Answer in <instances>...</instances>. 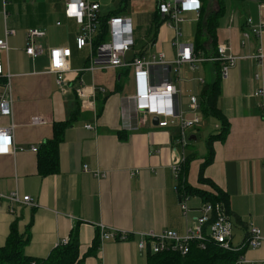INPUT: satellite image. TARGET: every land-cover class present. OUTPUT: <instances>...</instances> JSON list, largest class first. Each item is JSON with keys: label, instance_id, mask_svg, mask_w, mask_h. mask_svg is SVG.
<instances>
[{"label": "crops", "instance_id": "0c3cea01", "mask_svg": "<svg viewBox=\"0 0 264 264\" xmlns=\"http://www.w3.org/2000/svg\"><path fill=\"white\" fill-rule=\"evenodd\" d=\"M67 1L0 0V38L5 31H14L7 36L8 48H0L3 72L11 75L8 83L12 94L11 114L0 115V126L14 124L11 139L17 148L14 153L0 154V193L16 190L21 196L29 195L35 203L14 205L10 210L6 201L0 200V246L5 243L13 221L20 233L29 229L30 240L24 252L36 258L46 257L61 239L77 229L81 257L102 225L129 236L102 242L99 236L96 254L85 256L81 264H146V255L137 247L138 234L164 230L184 234L203 202L198 196H188L189 211L187 217L182 215L177 181L170 171L176 127H159L152 121L156 116L134 108L136 88L131 68L80 70L88 65L90 52L88 46H76L80 29L74 17L65 15ZM92 1L100 4L99 15L121 4V0ZM223 1L216 46L224 43L226 53L237 59L227 76L221 78L217 105L230 125L225 139L213 142V160L204 168V176L229 196L231 244L244 250L235 264H259L264 260V242L255 248L245 243L249 222L264 235V107L259 105L264 100V56L260 60L252 56L259 50L264 53V28L254 35L247 19L254 24L264 23V5L257 0ZM203 4L204 0L201 8ZM216 8L212 0L210 10ZM155 9L156 0H128L124 10L116 15L128 17L134 29V25L145 24L141 22L144 17L151 24ZM183 16L179 40L192 44L195 54L209 57L214 48L196 52L194 47L199 14L186 12ZM31 28L43 32L36 37L43 51L35 55L25 52L26 32ZM244 31L250 34L242 44ZM174 40V29L162 22L154 40L149 39L154 50L143 51L141 56L150 58L163 52L171 60L177 52ZM133 45L127 58L139 56L134 54ZM52 47L70 48L71 70L65 73L62 88L56 84L55 74L49 72L48 50ZM156 67H160L159 72ZM169 67L153 66L152 81L171 79L179 90V109L190 118L194 112L189 107V97L195 96L199 103L202 86L214 80V62L204 60L193 69L183 64L177 73ZM76 69L79 71L75 72ZM6 82L7 78L1 76L0 91ZM259 88L263 90L260 98L253 95ZM80 91L85 93L84 98ZM182 104L187 110H182ZM75 111V120L64 130L58 147V170L38 174V153L30 147L36 146L38 150L52 137V123L70 119ZM198 113L201 115L200 109ZM33 116L44 122L31 124ZM208 119L213 126L210 128L211 122L206 121L205 129H210L207 137L219 127L216 119L201 115V121ZM87 124L92 127L87 128ZM199 124L189 129V140L196 139ZM188 152L195 156L194 148ZM205 155L192 158L186 182L210 189L197 181ZM240 256L247 261L238 262Z\"/></svg>", "mask_w": 264, "mask_h": 264}, {"label": "built area", "instance_id": "2783aa9c", "mask_svg": "<svg viewBox=\"0 0 264 264\" xmlns=\"http://www.w3.org/2000/svg\"><path fill=\"white\" fill-rule=\"evenodd\" d=\"M264 5V0H257ZM202 5V0H156V8L163 19V23L172 27L175 33L173 42L177 47L176 55L173 59L167 60L163 52H157L150 58L144 56H133L127 58V52L133 45V26L128 17L121 15H112L109 17L108 38L106 41L93 44V38L96 33L100 4L92 0H68L65 7V15L74 17L79 25L80 33L76 37L77 48L88 46L90 56L89 63L85 68L80 70H97L106 68H131L135 83V93L133 95L134 108L140 113L156 116L158 118L157 126L167 127L174 125L176 132L173 133L172 146L174 153L171 157L170 171L174 179L179 181L182 166L188 153L186 147L189 143L187 137L190 128L198 125L201 121L199 111V103L195 96L189 97V107L194 112L190 118L184 117L178 106L177 94L178 87L170 80L152 81L151 69L155 65H170L172 70L177 73L179 67L187 64L191 69L195 68L198 63L204 60L220 61V77L223 79L227 76L229 68L235 63L236 56L227 54V47L224 43L216 46V54L209 57H201L195 54L192 44L182 43L180 39L181 29L180 23L184 20L186 12L199 13ZM250 26V31L254 35H258L264 28V23H252L251 19H247ZM14 33L13 30L5 31V36L0 38V48L7 49V36ZM249 32H242L244 44L249 37ZM43 35V32L31 28L26 32V47L25 52L29 55L41 53L43 48L36 41V37ZM256 59H261L264 56L262 51H258L252 55ZM70 48L69 47H52L48 50L49 72L55 74L56 84L62 88L65 83V73L70 71L69 67ZM76 69L75 72H78ZM7 78L0 91V115H10L12 105L11 88L8 83L9 72L4 73L0 62V77ZM104 91L103 88L100 89ZM82 98L85 97L83 91L79 92ZM256 97L263 96L262 88L257 89L254 93ZM82 103H85L83 101ZM264 107V100L259 104ZM264 120V118H263ZM144 118L141 119V122ZM44 120L38 116L31 117V124L43 123ZM14 124L8 126H0V154L14 153L17 148L12 142V130ZM91 128L90 124L86 125ZM23 149V148H19ZM31 151H37L36 146L30 147ZM264 165V163H263ZM136 172V171H134ZM104 175V174H103ZM178 191V189H177ZM189 195L183 193L180 195V208L182 215L187 217L189 208L186 199ZM0 200L6 201L8 209L12 210L14 205H30L34 206L29 195L21 196L18 191L13 190L9 193H0ZM198 209V214L193 217L191 225L187 228L184 234H178L173 230H164L160 233L147 232L138 234L137 247L141 252L150 250L152 253L160 251H181L185 253L186 243L189 240L195 239L199 241L201 248L205 247L203 242L206 238L219 243L222 247L237 251L241 246L234 247L231 244L232 237V222L229 214L226 211L224 204L220 201L215 203H203ZM196 211V210H195ZM209 219L211 223L206 224ZM247 239L246 246L252 248L260 246L264 242V235L261 229L252 222L247 224ZM129 234L124 231L106 229L100 225V240L107 239H127ZM68 240L67 237L61 239L63 243ZM243 246V245H242ZM247 261L243 256H240L238 262ZM250 264H255L251 262ZM259 264H264V260Z\"/></svg>", "mask_w": 264, "mask_h": 264}, {"label": "trees", "instance_id": "16d2710c", "mask_svg": "<svg viewBox=\"0 0 264 264\" xmlns=\"http://www.w3.org/2000/svg\"><path fill=\"white\" fill-rule=\"evenodd\" d=\"M128 0H121V4L117 8L108 11L106 14L99 15L96 33L93 44L96 46L108 38L107 21L110 16L119 14L125 8ZM217 8L210 10L212 0H204L203 7L200 10L196 37L194 41L195 51L205 50L207 47L214 48L211 55L216 54V28L218 20L224 12V1L214 0ZM157 8L155 9L151 24L149 27L148 36L150 40H154L157 29L162 24ZM134 48V45H133ZM139 56L143 54V50H136ZM215 77L210 83L202 86L199 95V109L203 118L212 117L217 120L219 127L216 133L210 134L206 138V155L200 163L197 181L205 184L210 189L204 187L193 186L186 182V175L189 168V163L194 157V153H187L182 166L180 179L177 183L179 196L183 193L189 196H198L203 203H215L220 201L224 204L227 213L229 207V196L225 191H222L211 179L204 176V168L213 160L214 150L213 142L216 140L223 141L229 131V121L217 105L218 97L221 92V77H220V61H214ZM160 67H156V71ZM153 68L151 72L153 73ZM75 113L67 120H57L52 123V137L46 139L41 147L37 150V171L40 175L55 173L59 166L58 147L63 140L64 130L68 125L75 120ZM237 222H241L237 219ZM211 223V219L206 223ZM100 231L93 240L87 253L79 256V240L77 229L70 231L68 240L63 243L60 241L55 245L44 258H36L26 255L24 252L25 246L30 240V232L27 228L24 232L18 231L15 221L10 224L9 233L7 234L5 243L0 246V264H81L83 258L88 255L96 254L99 248ZM204 248L199 247V241L192 239L186 243V251H160L152 253L150 250L144 251L146 255V264H235L237 257L243 249L238 251L224 249L219 243L206 238L203 241Z\"/></svg>", "mask_w": 264, "mask_h": 264}, {"label": "rangeland", "instance_id": "374dc122", "mask_svg": "<svg viewBox=\"0 0 264 264\" xmlns=\"http://www.w3.org/2000/svg\"><path fill=\"white\" fill-rule=\"evenodd\" d=\"M106 6V5H104ZM141 22H145V24H141L139 27L134 25L133 29V39H134V49L136 50H143V51H153L154 49L151 48L149 45V36H148V29L150 26V22L148 17H144ZM153 49V50H152ZM149 51V52H150ZM182 110L185 111L187 110V106L182 104ZM206 121L211 122L210 123V128L213 126V122L211 119L201 121L199 125H201V129L198 132V135L195 140H189V143L186 147L187 151H192L194 148L195 151V157L196 159L202 157V155H205L206 153V138L208 135V132L210 131L209 128L205 129V123Z\"/></svg>", "mask_w": 264, "mask_h": 264}, {"label": "water", "instance_id": "95a60500", "mask_svg": "<svg viewBox=\"0 0 264 264\" xmlns=\"http://www.w3.org/2000/svg\"><path fill=\"white\" fill-rule=\"evenodd\" d=\"M170 65H168V67H169ZM170 68V67H169ZM152 121H153V123H156L157 124V122H158V118H156V117H153L152 118Z\"/></svg>", "mask_w": 264, "mask_h": 264}, {"label": "snow or ice", "instance_id": "6c2138e0", "mask_svg": "<svg viewBox=\"0 0 264 264\" xmlns=\"http://www.w3.org/2000/svg\"><path fill=\"white\" fill-rule=\"evenodd\" d=\"M0 150H3V149H0Z\"/></svg>", "mask_w": 264, "mask_h": 264}]
</instances>
